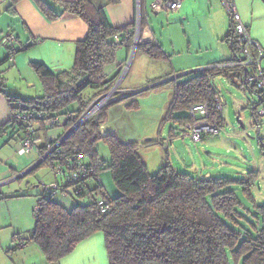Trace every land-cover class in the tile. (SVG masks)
<instances>
[{
  "label": "trees",
  "instance_id": "trees-1",
  "mask_svg": "<svg viewBox=\"0 0 264 264\" xmlns=\"http://www.w3.org/2000/svg\"><path fill=\"white\" fill-rule=\"evenodd\" d=\"M19 1L10 0V8ZM34 1L51 21L65 15L81 18L87 23L89 34L85 40L76 43L74 64L70 70L54 73L44 63H31L43 94L25 100L21 108L53 116L75 114L78 118L97 96L110 88L101 84H107L105 68L115 63L122 45L128 48L133 45V26L113 27L104 9L90 0ZM107 2L117 4L119 0ZM118 34L120 42L115 40ZM228 39L234 45L232 21ZM136 51L154 60L168 57L154 44L139 42ZM233 71L238 70L208 67L177 84L168 117L185 125L189 122V108L207 103L212 110V119L219 120L222 125L213 81L221 75L232 78ZM237 74L242 76L243 72ZM88 88H99L101 92L85 99L84 92ZM9 101L18 100L9 98ZM73 105L77 110H71ZM106 110L73 132L62 148L67 153L79 147L88 156V165L94 168L100 179L103 170L111 169L120 191L118 197L109 198L101 182L95 187L89 186L94 200L85 205L78 203L71 209L40 195L35 227L28 239L17 235L20 243L27 241L37 245L52 264L59 263L80 242L98 232L104 234L109 264H264V205L255 203L257 223L251 224L255 231H246V216L241 212L242 204L236 190L232 189L237 182L249 186L248 182L228 178L198 179L176 170L169 163L156 174H151L140 155L138 143L122 142L116 135H102L100 126L106 121ZM73 122H67L64 129L68 130ZM27 127L18 125L17 128L21 132ZM3 129L1 127V132ZM38 139L43 140L41 151H46L51 143L46 131ZM100 143L109 147L110 162L100 159ZM101 198L108 201L106 213L99 210L97 200Z\"/></svg>",
  "mask_w": 264,
  "mask_h": 264
},
{
  "label": "rangeland",
  "instance_id": "rangeland-1",
  "mask_svg": "<svg viewBox=\"0 0 264 264\" xmlns=\"http://www.w3.org/2000/svg\"><path fill=\"white\" fill-rule=\"evenodd\" d=\"M192 1L193 3L188 9L190 21L185 24L184 21L180 22L179 25H174L170 31L176 45L175 50L168 52L172 61L166 60L165 62L171 67L174 61L177 71L169 70L167 73L171 76L170 79L174 77L176 81L179 76L178 80L182 81L200 74L208 68L209 63L231 61L233 58L229 39L226 40L231 30V20L223 3L220 0ZM235 4L237 9L239 7L238 11L240 10L242 15L245 10L249 11L252 28L256 22L257 24H264V8H256V3L252 0H236ZM170 16L173 17V14ZM119 52L118 58L122 57L125 60L122 72L116 77V83L120 82L119 88L141 83L149 80V77L152 81L167 77L163 76L165 72L162 70L165 66L162 62H154L150 59H148L150 63L139 62L138 57L135 59L136 53L133 56L132 53L127 56L123 51L119 50L117 53ZM134 59L133 70L124 75L126 68L131 61L133 63ZM151 64H155L154 67ZM186 66L191 68L183 70L182 68ZM29 72L33 76H37L33 69H30ZM6 77L8 83L24 87V91H27L20 78L12 77V75ZM174 83L173 80L166 81L161 87L151 90L153 95L149 96H151L150 98L155 96L154 99L143 100L138 111L133 110L131 113L120 115L119 109H115L119 107L114 106L112 108L117 110L114 115L118 119L114 123L118 130L119 139L122 142L137 141L139 151L141 150L140 153L147 161L148 170L152 174L162 164L169 163L173 167H177L180 172L196 169L198 174L200 172L209 173L214 178L248 182L249 186L237 182L232 189L236 190L242 204L241 212L246 216L244 227L246 231H253L254 228H251V224L257 223L255 203L264 205V150L262 145V141H264V116H259L258 113L260 109L258 96L243 81L234 83L224 76H218L214 82L215 88L224 105L221 115L223 120L221 133L206 141L194 143L191 137L184 132L186 130L180 126H178L179 133L184 135L180 138H169L172 128L177 127L174 120L168 117V107L175 90ZM100 92L99 88H88L84 92V98L89 99ZM165 100L168 101L167 105L169 106L162 108ZM74 108L77 110V106ZM149 140H155L156 145L154 146L157 147L154 148L148 143ZM175 142L176 144H174ZM8 145L9 147L1 153L2 162L7 164L5 158L9 153L16 155L13 159L14 162L9 160L8 165L11 164L12 167H16L15 163H17L19 166L18 175H26L0 187V241L5 243L10 239L13 242L15 240L13 246L15 248L16 246L18 248L25 246L20 249L25 250L30 242L25 241L23 247H19L20 240L17 235H21L24 239L30 237L36 223L35 209L38 199L43 193L42 185L55 182L56 179L52 169L46 164L36 167L35 171L28 172L39 156L34 151L19 156L17 138L10 141ZM99 155L101 160L110 162V150L105 143L99 144ZM184 161L186 165L193 166L194 164L197 166L186 170ZM101 184L109 198L118 197L120 191L113 179L111 169L107 168L101 172ZM89 186L95 187L97 184L89 182ZM246 188L249 191H246ZM74 200L64 199L61 196L54 198L56 203L64 207L74 203ZM78 203L85 205L89 203V200L80 199ZM30 244L37 246L33 243ZM38 259V255L33 258L34 261Z\"/></svg>",
  "mask_w": 264,
  "mask_h": 264
},
{
  "label": "crops",
  "instance_id": "crops-1",
  "mask_svg": "<svg viewBox=\"0 0 264 264\" xmlns=\"http://www.w3.org/2000/svg\"><path fill=\"white\" fill-rule=\"evenodd\" d=\"M65 1L75 2L78 0H65ZM90 1L97 7L104 9L107 19L113 27L125 28L128 26H133V31L135 33V39L133 45L130 48H128L126 45H122L118 49V51L119 50L123 51L124 54L127 56L130 53H132V56L134 53H136L135 59L138 57L139 62L141 61L144 63H150L148 62L149 61L148 59H150L154 62H162L165 66L164 70L162 71L165 72L163 76H167V77L160 78L154 81H152L151 78L149 77V80L147 79L145 81H142L141 83L121 87L120 88L121 92L116 94L117 101L111 104L107 108L106 121H104L100 126L101 133L103 136L116 135L118 138H120L118 135L117 127L115 126L114 123V121L118 119V117H115L114 115L115 112H117V110L112 109L114 106L119 107L115 109H119L120 115H124L125 113L126 114L131 113L133 112V110L138 111L141 108L140 103L143 100L154 99L155 96H152V98H150L151 96H149V95H153L150 92L151 90L156 89V87L158 88L161 87V85L165 84L166 81L170 82L173 80L175 82L174 83L175 86L185 81V80L182 81L178 80L180 76L177 77V81L174 77L170 79L171 76H169L167 72H169V70L177 71V69L175 67L174 61L171 67L167 65L165 61L172 59L169 56L168 52H171V50H175V45H176L174 39L170 35V31L174 25H179L180 22L183 21L184 24L190 21L189 20L190 14L188 12V9L191 3H193V1L184 0L182 7L176 12H172V13L160 12L157 14H153L150 11V4L153 0H119L117 4H109L107 0H90ZM220 1L223 3L222 0ZM233 1L234 3L236 2V0ZM252 1L256 3V8L258 7H262V9L264 8V0H252ZM226 11L228 12L227 9ZM171 14H173V17L170 16ZM241 16L250 34L252 35V38L261 46L262 49H264V28H263L264 24L263 25L257 24L256 22L254 23V28H252L249 18V11L245 10L243 12V15L241 13ZM138 21H140L139 22L140 27L139 30L137 31ZM8 32L14 33L18 38V41L14 44V46H11V48L7 46H3L1 44L2 38ZM88 34H89V27L87 23L81 18L65 15L59 20L51 21L40 10V8L37 6L34 0H20L18 3L14 5L13 8H10V0H0V81L4 82L3 85L0 86V127L4 128L2 132H0V156L2 155L1 154L2 151L6 150L9 147L8 143L12 140H16V138L19 137V135L18 137L16 136L19 130L13 128L10 123L14 110L21 108L25 100L40 97L43 94V89L40 84L38 76L35 75L33 76L31 72H29L30 69H32L31 63L32 62L44 63L54 73L70 70L74 64L76 43L85 40ZM137 35H139L140 37L138 43L139 42L144 43L142 41L143 39L146 40L149 39L153 42L154 45H158V47L168 57L162 60H154L143 52L140 51L136 52L134 45L136 44L135 40ZM231 41L232 40H229L230 43ZM22 45L25 46V49L19 51L18 48H20ZM230 49L233 53V58L231 61L212 62L208 64V67L214 64L230 63L233 60H235L236 54L234 52V48L231 47V45H230ZM10 50H15V51H10ZM118 54H120V52L117 53L115 63L107 66L105 68V73H104V80L108 85L112 87L117 84L116 77L120 75L125 64L124 58L122 57L118 58ZM9 56H12L11 57L12 61H10ZM135 59L133 60V63L132 61L130 62V65L126 68L124 75L127 72H131L133 70ZM151 65L154 67L155 64H151ZM189 68L191 67L186 66L183 67L182 69L187 70ZM236 70L238 71L232 72L233 74L232 78L227 77L226 75H221V76L226 77L229 81H233L234 83L236 82L239 83L242 81L244 83V76L243 75L239 76V74H237L240 71L244 73V71L242 69H236ZM234 72H237L236 73L237 75L234 74ZM8 75H12V77L16 76L17 78H20L24 82L23 85L26 87L27 91L26 92L24 91L23 89L24 87H18L17 85L8 83L6 77ZM217 78L214 79L213 83ZM38 84H39V88H38ZM173 97L170 101V104L173 100ZM9 98L17 99L18 101L10 102ZM94 99L95 98H93L92 100ZM167 102L168 101L165 100L161 107L166 108V106H169L167 105L168 104ZM75 106L76 105H73L71 107L72 108L71 110H75L74 108ZM174 123H176L177 127L172 128L169 134V138H180L181 137L179 133L180 129L178 128V126L184 128L185 125L183 124L181 125V123L175 121ZM64 130H65L64 128H58L55 131L51 132L49 135L56 138L61 136L64 133ZM43 134L44 131L38 132L39 138ZM211 137H207L203 141H206ZM5 139L8 140L4 141ZM128 142L137 143L136 140L128 141ZM149 142H154V144H152L153 146L156 145L155 140H149L148 143ZM42 143L43 140L39 139L37 146L40 148V150ZM174 144H176V142ZM155 147L157 146H154V148ZM34 153L37 154L39 157L31 167H34L40 158L39 152L35 150ZM199 153H201L200 150ZM140 155L143 161L145 162V164L148 165L142 153H140ZM15 157L16 155L14 156L13 154L9 153L5 158V162L7 164L2 162V157L0 158V187L12 181H16L21 176L18 175L19 166L17 163H15L16 167H12L11 164L8 165V161L10 160V162H14L13 159ZM163 165L164 164H162L159 167V169L155 171L153 174H156L161 169V167H163ZM196 166L197 165L194 164L193 166L185 164L186 170H190L191 168H195ZM174 168L178 170L177 167ZM36 169L37 168L33 169V171H35ZM195 170L196 169H193L192 171L190 170L188 172L186 171L184 172L185 173L193 172L189 174L193 175L198 179L214 178L213 175L209 173L204 174L200 172L199 175L198 173H196ZM74 201H75L74 203L68 204V207L65 206V208L71 209L79 202V200H74ZM14 242L11 239L5 243L0 241V264H52L46 260L42 252H40L41 250L39 251L40 248L38 246H33L32 244L29 243L27 244V248L25 250H20L23 249L25 246L23 248H18V246H16L15 248V246H13ZM18 244H20V242ZM35 255H38L39 259L37 261L33 260ZM54 264H109L108 255L105 246V238L103 234L101 232H98L88 237L87 239L83 240L78 244L76 249L71 254L64 257L59 263H54Z\"/></svg>",
  "mask_w": 264,
  "mask_h": 264
},
{
  "label": "built area",
  "instance_id": "built-area-1",
  "mask_svg": "<svg viewBox=\"0 0 264 264\" xmlns=\"http://www.w3.org/2000/svg\"><path fill=\"white\" fill-rule=\"evenodd\" d=\"M184 0H153L150 4V11L153 14L160 12L172 13L178 11ZM226 9L228 10L230 19L233 24L235 41L234 52L236 54L235 60L230 63H220L210 66L214 69H242L244 71V83L258 96L259 99V116H264V49L251 37L247 26L243 23L236 4L233 0H222ZM140 21L137 23V31L140 27ZM139 35L136 37L139 41ZM115 40L120 42V35L115 36ZM18 41L14 33L8 32L1 40L3 46L11 47ZM145 44H153L149 39L142 40ZM25 46L18 48L19 51L24 50ZM12 61V58H9ZM0 81V86L3 85ZM118 82L115 86L103 85L105 88H110L98 96L86 108L80 117L75 114H65L62 116H53L43 113H33L23 108L14 110L10 123L15 125L28 126L25 130L20 132L19 147L17 153L23 156L37 151L40 153V158L36 165L46 164L49 166L55 176L56 181L50 184H44L43 198L47 200H54L55 197L61 196L64 199H87L94 200L93 193L90 191L89 182L98 184L101 182L100 175L96 174L93 167L88 165V156L81 152L79 147L73 148L71 152H64L62 148L63 142L78 128L83 126L89 120L94 118L98 113L109 107L117 101L116 94L120 91ZM216 108L221 114L224 110V105L220 95L216 97ZM189 122L185 124L184 131L194 143L202 142L207 137H214L221 133L222 125L219 120L212 119V110L207 103H198L192 105L188 110ZM69 121H74L73 125L64 130V133L59 137H52L51 132L58 128H65ZM258 129L259 125L257 124ZM40 128L48 134V140L51 142L46 151H41L38 145V132ZM1 132V127H0ZM184 134L180 133V136ZM264 150V148H263ZM102 165V162H98ZM98 207L101 213H106L108 210V201L105 199L97 200ZM36 212L39 211V206H36ZM24 244L20 243L19 247Z\"/></svg>",
  "mask_w": 264,
  "mask_h": 264
},
{
  "label": "water",
  "instance_id": "water-1",
  "mask_svg": "<svg viewBox=\"0 0 264 264\" xmlns=\"http://www.w3.org/2000/svg\"><path fill=\"white\" fill-rule=\"evenodd\" d=\"M230 45H231V47H233V42L232 41H231ZM36 167H38V165H35L34 167H32L28 172L33 171V169H35ZM28 172H26V173H28ZM24 175H26V174H22L21 176H24Z\"/></svg>",
  "mask_w": 264,
  "mask_h": 264
},
{
  "label": "flooded vegetation",
  "instance_id": "flooded-vegetation-1",
  "mask_svg": "<svg viewBox=\"0 0 264 264\" xmlns=\"http://www.w3.org/2000/svg\"><path fill=\"white\" fill-rule=\"evenodd\" d=\"M137 45H138V42H137Z\"/></svg>",
  "mask_w": 264,
  "mask_h": 264
}]
</instances>
